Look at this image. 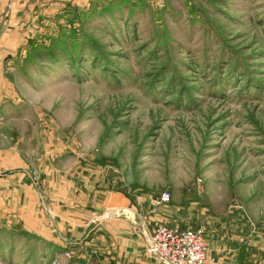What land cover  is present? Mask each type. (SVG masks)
I'll use <instances>...</instances> for the list:
<instances>
[{
  "label": "rangeland",
  "instance_id": "obj_1",
  "mask_svg": "<svg viewBox=\"0 0 264 264\" xmlns=\"http://www.w3.org/2000/svg\"><path fill=\"white\" fill-rule=\"evenodd\" d=\"M72 6L88 15L53 5L22 20L38 44L72 29L78 53L71 63L23 54L5 132L59 169L82 170L97 200L117 191L145 214L161 206L145 230L202 226L208 244L213 229L264 237V0ZM63 241L53 262L41 243L1 232L0 264H71Z\"/></svg>",
  "mask_w": 264,
  "mask_h": 264
},
{
  "label": "crops",
  "instance_id": "obj_2",
  "mask_svg": "<svg viewBox=\"0 0 264 264\" xmlns=\"http://www.w3.org/2000/svg\"><path fill=\"white\" fill-rule=\"evenodd\" d=\"M58 1L0 0V233L8 240L20 237L29 239L34 246L41 243L44 255L50 254L53 262L59 257L58 250L66 249L63 239L67 237L71 239L68 242L72 249L71 264H160L144 251L143 223L146 219L151 224L157 216L164 218L161 206L149 205L151 210L145 214L126 197L117 196V191L105 192L97 200L96 193L84 181L82 170L80 174L77 168L62 170L52 154L42 159L23 151L24 144L21 148L19 139L4 130V123L13 117L3 112L17 102L11 79L13 65L28 53L29 41H35L29 36L31 30L23 33L22 20H28L27 12L34 9L44 16L53 5H62L67 10L74 4L85 6L87 0ZM23 71L26 73L27 69ZM32 144L31 138L29 145ZM127 213L133 217H127ZM90 225L85 238L78 241L77 237ZM213 230L207 264H264V237L259 231L254 235L245 229L243 240V235L237 232Z\"/></svg>",
  "mask_w": 264,
  "mask_h": 264
},
{
  "label": "built area",
  "instance_id": "obj_3",
  "mask_svg": "<svg viewBox=\"0 0 264 264\" xmlns=\"http://www.w3.org/2000/svg\"><path fill=\"white\" fill-rule=\"evenodd\" d=\"M168 193L161 200L167 201ZM145 253L160 264H207L208 242L204 228L179 227L156 224L145 230ZM68 256L70 253L67 252Z\"/></svg>",
  "mask_w": 264,
  "mask_h": 264
},
{
  "label": "trees",
  "instance_id": "obj_4",
  "mask_svg": "<svg viewBox=\"0 0 264 264\" xmlns=\"http://www.w3.org/2000/svg\"><path fill=\"white\" fill-rule=\"evenodd\" d=\"M74 8L69 6L67 10L64 11L65 14H74L73 10ZM77 21L84 19L88 14L85 12L74 14ZM63 31V30H62ZM60 32V34H55L54 37L47 36L43 44L36 43L33 39L29 41V50H28V56H26L25 59L29 62H33L37 58L39 59H50L52 63H58L61 59H65L67 61L72 60V56H74V53H78V50L75 51V38L72 35L73 30H64L65 32ZM69 36V37H68ZM70 38V39H68ZM70 40V41H68ZM88 45V42H85ZM77 45V44H76ZM79 48V47H78ZM59 49V50H57ZM62 56V58L60 57ZM80 58V57H78ZM29 59V60H28ZM71 63V62H70Z\"/></svg>",
  "mask_w": 264,
  "mask_h": 264
},
{
  "label": "water",
  "instance_id": "obj_5",
  "mask_svg": "<svg viewBox=\"0 0 264 264\" xmlns=\"http://www.w3.org/2000/svg\"><path fill=\"white\" fill-rule=\"evenodd\" d=\"M1 34H2V28L0 29V36H1ZM119 215H121V212H119ZM126 216L129 217V218H132V217H133V216H132L131 214H129V213H127ZM91 228H92V225L88 226V227L85 229L84 234H83V236L81 237V239L85 238L86 234L90 231Z\"/></svg>",
  "mask_w": 264,
  "mask_h": 264
}]
</instances>
